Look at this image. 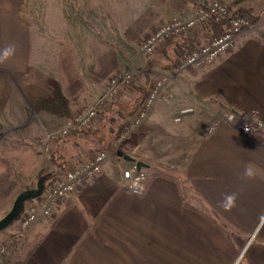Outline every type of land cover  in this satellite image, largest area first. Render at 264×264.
<instances>
[{
    "label": "crops",
    "instance_id": "crops-1",
    "mask_svg": "<svg viewBox=\"0 0 264 264\" xmlns=\"http://www.w3.org/2000/svg\"><path fill=\"white\" fill-rule=\"evenodd\" d=\"M95 1L0 0V50L16 45L15 55L0 61V157L13 142L41 151V137L100 96L93 91L105 82L91 80L97 59L114 50L120 60L121 49L140 47L127 42L123 33L147 9H154L157 22L142 41L169 20L189 18L215 0H195L182 14L174 12L170 0H98L97 6ZM96 27L101 33L103 27L122 31L125 46L97 43ZM204 38L195 30L171 53H190L197 40L202 46L211 39ZM192 39L195 43L187 44ZM64 57L77 59L80 74L79 59L96 58L87 69L92 85L83 81L78 101L66 93ZM155 62L151 72L169 64L162 57ZM33 72L36 87L31 86ZM141 87L123 91L116 100L132 105ZM185 110L189 112L182 115ZM228 110L257 112L264 119V27L238 38L214 64L187 69L123 147V155L147 165L143 195L132 193L124 179L131 163L114 156L100 175L58 202L54 216L35 234L32 243L38 246L25 264H264V129L247 137L220 123L207 136L208 124ZM179 116L182 121L175 123ZM61 145L54 144L52 152ZM249 163L259 169L254 179L243 177ZM68 167L61 165L59 179ZM232 193L237 194L234 204L223 207Z\"/></svg>",
    "mask_w": 264,
    "mask_h": 264
},
{
    "label": "built area",
    "instance_id": "built-area-1",
    "mask_svg": "<svg viewBox=\"0 0 264 264\" xmlns=\"http://www.w3.org/2000/svg\"><path fill=\"white\" fill-rule=\"evenodd\" d=\"M210 20L221 22L227 20L222 26L221 33L212 37L205 45L186 55L179 63L175 74L159 73V79L150 88L143 106L136 112L124 131L115 139V150L120 148L134 137V135L150 120L164 92L173 84H177L183 73L189 68L202 69L215 63L220 56L230 51L236 40L242 36L259 30L260 26L247 14H232L229 7L221 1H213L207 8L197 9L189 18L172 19L157 27L140 45L143 56L153 55L165 43L176 40L180 36L195 30L201 23ZM142 72H145L144 70ZM136 72L128 70L112 76L104 93L90 106L81 109L74 116L68 118L63 126L47 132L38 141V146L45 154H50L54 144L60 143L72 133L92 131L100 117L106 103L118 96L122 88L132 84ZM192 111V109H191ZM189 112L185 110L182 115ZM182 116L175 119L180 123ZM220 123L236 127L244 136L252 137L256 131L264 129V119L259 113H238L228 110L216 115L205 129L207 136L212 135ZM114 157L113 153L100 152L92 161L78 168L67 169L56 184L49 188L42 198H38L33 205L19 218V234L25 244L33 232L45 219L51 218L58 202L75 193L87 180H92L102 173L104 165ZM124 179L129 190L135 195H143L148 186V174L137 164L131 163L124 171ZM7 249V248H6ZM6 249L2 252L6 253ZM1 252V254H2Z\"/></svg>",
    "mask_w": 264,
    "mask_h": 264
},
{
    "label": "trees",
    "instance_id": "trees-1",
    "mask_svg": "<svg viewBox=\"0 0 264 264\" xmlns=\"http://www.w3.org/2000/svg\"><path fill=\"white\" fill-rule=\"evenodd\" d=\"M166 2L167 0H159V4H165ZM194 3L195 0H170V5L174 12L180 14L186 11L188 5ZM244 12L251 14L247 10H239L235 13L232 12V14ZM156 22L157 14L153 8H149L125 29L123 36L127 42L132 44L140 43L141 45L144 35L150 31ZM226 22L227 20L221 22L210 20L206 23H201L195 30L202 33V36L207 40L218 36L221 33L222 26ZM189 33L184 35H188ZM184 35L176 40L165 43L153 54V56L158 55V58L154 57L149 69H146L144 75L146 84L139 88L138 96L132 105H123L116 100L123 91L130 90L133 87L129 85L122 88L116 98L106 103L103 111L100 113V123L97 126L95 125L92 131L72 133L67 139L60 142L62 144L60 151H51L50 154H46L45 156L42 151L35 149L34 145L30 143H11L6 148L4 157H0V207L11 202L19 192L18 184L14 180L16 172L23 178L37 176L38 179H43L45 181V191H47L58 181L62 164L78 168L84 165L85 162L92 161L100 152L113 153L115 157L122 154V151L115 150V139L124 131L129 122L134 118L136 112L143 106L151 85L159 79V73H176L183 57L175 60V55L171 53V49L174 45L176 46L177 42ZM194 43L195 41L192 39L187 44L193 45ZM161 57L165 62H169V64L165 69L156 71L157 73L151 72L152 66L157 64L155 62L156 59H160ZM119 65L116 52L114 50L108 51L105 55L97 59V70L91 72V80L98 85L103 84L113 74L115 75L116 72H119ZM61 75L66 84L68 97L73 101H78L84 92V83L78 69L76 58H61ZM151 80L154 82L150 84ZM43 156L45 157L43 158ZM213 213L214 216L220 217L216 211ZM7 244H9L10 254H17L16 248L18 241L12 239ZM37 246L38 242L31 243L28 248L21 252L14 264H25ZM12 262L13 260L8 257L3 258L4 264H10Z\"/></svg>",
    "mask_w": 264,
    "mask_h": 264
},
{
    "label": "rangeland",
    "instance_id": "rangeland-1",
    "mask_svg": "<svg viewBox=\"0 0 264 264\" xmlns=\"http://www.w3.org/2000/svg\"><path fill=\"white\" fill-rule=\"evenodd\" d=\"M90 1H92V0H90ZM112 1V3H115L114 1H116V2H118V1H120V0H111ZM128 1V0H127ZM215 1H221V2H223V3H225L228 7H229V9L233 12V13H235V12H238L239 10H249V11H251V14H249V13H245L244 12V14H247V15H249L250 17H252L255 21H256V24H258L259 26H260V28L259 29H262L263 27H264V18H262L261 16H263V14H264V0H215ZM121 2H124L123 0L121 1ZM128 2H130L131 3V1H128ZM101 3V1H98V0H96L95 1V5L97 6V5H99ZM121 6L120 7H123L122 5L123 4H120ZM125 6V5H124ZM238 10V11H237ZM165 11L166 12H168L170 15H173L171 12H169L170 10L167 8V7H165ZM254 13H253V12ZM231 12V13H232ZM253 13V14H252ZM136 15V11H134V13H133V15H131L130 13H129V15H127V17L129 18V20L132 18V17H134ZM257 16V17H256ZM173 19H177V18H173ZM180 19H183V18H180ZM129 20L126 22V23H128L129 22ZM172 20V19H171ZM170 21V20H169ZM168 21V22H169ZM167 23V22H166ZM165 24V23H164ZM97 29H99L98 27H96V41H97V43H98V40H101L102 41V43H104V44H108V45H110V46H116V47H118V46H120L119 48H121V46H125V44H124V42H123V37H122V31H119V32H116V30H114L113 32H108V31H106V29L103 27V29H104V33H101V29H99V30H97ZM113 29V28H112ZM193 31H195V30H193ZM192 31V32H193ZM258 31V30H257ZM256 32V31H255ZM107 38H114V39H110V40H108ZM115 41V43H114V41ZM106 41V42H105ZM125 41V40H124ZM200 41H196V46H195V48L194 49H197L198 47H200L201 46V43H199ZM203 45H205V44H203ZM202 45V46H203ZM235 45V44H234ZM234 47V46H233ZM122 51H121V53H120V56H121V59L119 60L120 61V65H119V72L118 73H124V72H126V71H128V70H133V71H135L136 72V74H135V76H134V79H133V81H132V84H131V86H136V85H138L139 87L140 86H143V85H145L146 84V80H145V72H142L143 70L144 71H146V69H149V67H150V65H151V63H152V58H151V56H143L142 54H141V52H140V47H138V49H133V50H131L130 52H126V51H123V49H121ZM193 50V49H192ZM192 50H189V51H191L192 52ZM194 51V50H193ZM229 52V51H228ZM227 52V53H228ZM128 53V54H127ZM188 53V51H184V52H182V53H178V54H176L175 55V60H177V58H178V60L180 59V58H184L186 55H188L187 54ZM226 54V53H225ZM224 55V54H223ZM153 57V56H152ZM221 57V56H220ZM219 57V58H220ZM182 58V59H183ZM181 59V60H182ZM95 60H96V58L95 59H79V61H80V64H81V70H82V74H81V76H82V79H83V81H84V83L86 84V85H92V83L90 82L91 80H90V74L88 73L89 71L87 70V69H89V67H90V65H94V62H95ZM218 61V60H217ZM214 64V63H213ZM209 66V65H208ZM117 73V72H116ZM112 76H114V74L112 75ZM111 76V77H112ZM160 76V75H159ZM35 77H36V74H35V72H33L31 75H30V79L32 80V84H31V86L32 87H36L37 85L35 84V82H34V79H35ZM110 77V78H111ZM109 78V79H110ZM109 79H107L106 81H105V83L103 84L104 85V88H102L100 91H98V92H95V90L93 91V93L95 94V96H98V95H102L103 93H104V91H105V88H106V85H107V83H108V81H109ZM152 82H154L153 80H151L150 81V84L152 83ZM102 85V84H101ZM130 86V87H131ZM152 86V85H151ZM94 96V97H95ZM99 96V97H100ZM98 97V98H99ZM97 98V99H98ZM160 103V102H159ZM159 103H158V105H159ZM89 104H85V106H82L83 108H81V109H84V108H86L87 106H88ZM157 105V106H158ZM80 109V110H81ZM100 118H101V116L98 118V120H97V122H96V126L100 123ZM58 129V128H57ZM53 130H55V129H53ZM140 131V130H139ZM138 131V132H139ZM137 132V133H138ZM136 133V134H137ZM10 134V133H9ZM7 135L6 136V138L4 139V142H9V140L11 139V138H9V136L10 135ZM67 139V138H66ZM125 146V145H124ZM42 151V150H41ZM120 151H123V146L120 148ZM0 154H3L2 152L0 153ZM44 155H46L45 153H44ZM45 156H43V158H44ZM70 167H68V169H69ZM14 180L17 182V184H18V188H19V192H18V194H17V196L19 195V194H21V193H23V192H25V191H29V190H36L37 189V183H38V181L40 180V179H38V177L36 176L34 179H30V178H23V177H21V176H19V174L16 172L15 173V176H14ZM43 180V179H42ZM44 184H45V181H44ZM45 192V191H44ZM46 193V192H45ZM44 193V194H45ZM16 196V197H17ZM16 197L11 201V202H9L8 204H6V205H4L3 207H0V221L2 220V219H4L6 216H7V214L11 211V209H12V205H13V202H14V200L16 199ZM37 199H35V200H30V201H28L27 203H26V205H25V210H24V212L22 213V215H24L25 214V212L28 210V208L31 206V205H33V203L36 201ZM21 215V216H22ZM53 216H54V213H53ZM52 216V217H53ZM51 217V218H52ZM50 218H48V219H45L42 223H40L39 224V226H38V228L36 229V232L34 233V234H32V236H31V238L27 241V244H23V242H24V238L23 237H21V235L19 234V231H20V224H19V219L17 220V221H15L7 230H5V231H3V232H0V264H4L3 263V258L4 257H8V258H10V259H12L13 260V262L12 263H10V264H14V262L16 261V259L20 256V254H21V252L24 250V249H26L28 246H29V244H31L32 243V241H33V239H34V237H35V234L37 233V232H39L40 230H41V228H42V225L47 221V220H49ZM12 238H16V240L18 241V244H19V246H17V248H16V250H17V254H10V251H9V244H7L6 245V243L9 241V240H11ZM7 248V249H6ZM3 249H6V253H3L2 252V250ZM1 252H2V254H1ZM9 253V254H8ZM13 253V252H12Z\"/></svg>",
    "mask_w": 264,
    "mask_h": 264
},
{
    "label": "water",
    "instance_id": "water-1",
    "mask_svg": "<svg viewBox=\"0 0 264 264\" xmlns=\"http://www.w3.org/2000/svg\"><path fill=\"white\" fill-rule=\"evenodd\" d=\"M119 157L129 163H135L140 169L147 168V165L137 161L128 155L119 154ZM45 191L44 180L40 179L36 190H29L19 194L13 202L11 211L0 221V232L7 230L15 221H17L25 210V205L30 200H35L43 196Z\"/></svg>",
    "mask_w": 264,
    "mask_h": 264
},
{
    "label": "clouds",
    "instance_id": "clouds-1",
    "mask_svg": "<svg viewBox=\"0 0 264 264\" xmlns=\"http://www.w3.org/2000/svg\"><path fill=\"white\" fill-rule=\"evenodd\" d=\"M16 53V45L9 44L7 47L0 50V61L7 60L10 57L14 56ZM259 169L254 164H247L244 167L243 177L246 179H254L258 175ZM237 199V194L232 193L227 195L222 202V206L227 208L234 204L235 200Z\"/></svg>",
    "mask_w": 264,
    "mask_h": 264
}]
</instances>
